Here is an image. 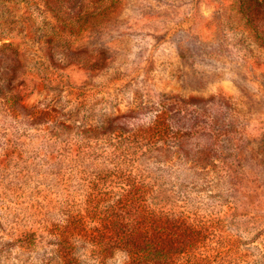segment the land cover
I'll return each mask as SVG.
<instances>
[{"label":"rangeland","instance_id":"rangeland-1","mask_svg":"<svg viewBox=\"0 0 264 264\" xmlns=\"http://www.w3.org/2000/svg\"><path fill=\"white\" fill-rule=\"evenodd\" d=\"M135 195L198 237L174 264H264V0H0V264Z\"/></svg>","mask_w":264,"mask_h":264},{"label":"trees","instance_id":"trees-1","mask_svg":"<svg viewBox=\"0 0 264 264\" xmlns=\"http://www.w3.org/2000/svg\"><path fill=\"white\" fill-rule=\"evenodd\" d=\"M154 131L152 129V133ZM131 190L130 195L134 193ZM136 198L135 195L127 203H114L104 209L102 213L107 217V225L103 229L97 226L78 229V221H68L62 233L64 238H60L65 240L59 241L58 245L66 247L61 249L63 264H78L71 250L74 247L66 240L67 235L76 230L81 231L84 241L95 242L91 250L102 256L101 262L120 251L123 259L119 264H174L172 255L192 245L198 238L192 232L190 223L178 217L158 214Z\"/></svg>","mask_w":264,"mask_h":264}]
</instances>
